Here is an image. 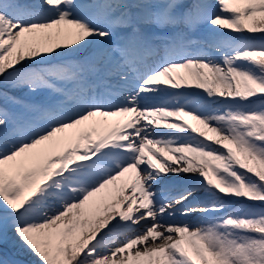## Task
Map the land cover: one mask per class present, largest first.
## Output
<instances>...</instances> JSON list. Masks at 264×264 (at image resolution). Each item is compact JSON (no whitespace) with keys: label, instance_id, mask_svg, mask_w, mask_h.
Masks as SVG:
<instances>
[{"label":"snow or ice","instance_id":"snow-or-ice-1","mask_svg":"<svg viewBox=\"0 0 264 264\" xmlns=\"http://www.w3.org/2000/svg\"><path fill=\"white\" fill-rule=\"evenodd\" d=\"M9 229L40 264H264V0H0Z\"/></svg>","mask_w":264,"mask_h":264},{"label":"bare ground","instance_id":"bare-ground-1","mask_svg":"<svg viewBox=\"0 0 264 264\" xmlns=\"http://www.w3.org/2000/svg\"><path fill=\"white\" fill-rule=\"evenodd\" d=\"M253 38L260 39V37L258 35L254 36ZM189 92L192 94L193 98H198V99L203 98L202 90H200V89H196L193 87L192 89H189ZM236 202H238V201H229L230 204H234ZM198 218H199V214H191L188 216H182L179 213H177V216H176L177 220H185V221H195ZM3 237L0 238V252L2 253V255H4V257H5L4 260H6L8 263H10V264H40V261L38 260V258L36 259L34 254L27 247H26V251L25 250L22 251V254H19L17 252L11 253V252H8L7 250H6V252H4L3 247L5 246L4 244H6L8 239L14 240V242L11 243V246L8 249L11 251L17 250L15 243L18 242L19 244H21L22 242L20 241V239L16 236V234L11 229H9L3 235ZM2 263L3 262L0 259V264H2Z\"/></svg>","mask_w":264,"mask_h":264},{"label":"rangeland","instance_id":"rangeland-1","mask_svg":"<svg viewBox=\"0 0 264 264\" xmlns=\"http://www.w3.org/2000/svg\"><path fill=\"white\" fill-rule=\"evenodd\" d=\"M22 0H20V2H21ZM30 2H32V0H29V2L28 3H30ZM202 35H203V33H202ZM254 36H249L248 38L249 39H256V38H253ZM236 203H239V201L238 202H236ZM235 204V203H234ZM222 213H214V214H212V215H221ZM4 238V237H3ZM14 242V240L12 239H8V241L6 242V244H4L5 246L3 247V251L4 252H6V250L8 251V252H11V253H19V254H22V251L23 250H25L26 251V246L24 245V244H19L18 242V244L17 243H15L16 244V248H17V250L16 251H11V250H8L9 249V247L11 246V243H13ZM35 256V255H34ZM35 258L37 259V257L35 256ZM0 259H1V261L3 262L2 264H10V263H8L6 260H4L5 259V257H4V255H2V253L0 252Z\"/></svg>","mask_w":264,"mask_h":264}]
</instances>
